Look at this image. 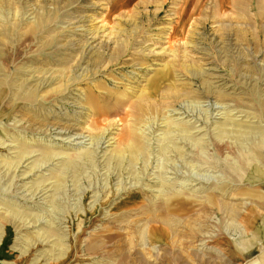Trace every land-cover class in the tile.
I'll list each match as a JSON object with an SVG mask.
<instances>
[{
  "label": "rangeland",
  "instance_id": "1",
  "mask_svg": "<svg viewBox=\"0 0 264 264\" xmlns=\"http://www.w3.org/2000/svg\"><path fill=\"white\" fill-rule=\"evenodd\" d=\"M260 2L0 0V264H242Z\"/></svg>",
  "mask_w": 264,
  "mask_h": 264
},
{
  "label": "crops",
  "instance_id": "2",
  "mask_svg": "<svg viewBox=\"0 0 264 264\" xmlns=\"http://www.w3.org/2000/svg\"><path fill=\"white\" fill-rule=\"evenodd\" d=\"M264 2H260L259 6V17H264V15H261V12L263 10ZM262 23L258 24L257 27L262 26ZM254 173L260 174V169L258 171H255ZM263 174H260L262 176ZM245 177H243L244 179ZM235 211V209H234ZM236 213L238 216H242L243 214L240 212V210H237ZM236 214V215H237ZM262 212L256 210L254 212H247L245 215V218L247 220L248 228L251 229V236H244L241 239L240 249L242 251V264H264V225L263 222H261V225L256 226L259 223L258 219L260 220ZM163 217L165 218L166 223H171L173 227L178 226L175 223V220L167 215L164 214ZM244 217V216H242ZM100 246V245H96ZM111 259V257H110Z\"/></svg>",
  "mask_w": 264,
  "mask_h": 264
},
{
  "label": "bare ground",
  "instance_id": "3",
  "mask_svg": "<svg viewBox=\"0 0 264 264\" xmlns=\"http://www.w3.org/2000/svg\"><path fill=\"white\" fill-rule=\"evenodd\" d=\"M41 21L42 22H44L42 19H41ZM45 23V22H44ZM39 25H42V23L40 22V24L39 23H37L36 24V28H38V27H40ZM241 27V26H240ZM231 28H232V26H231ZM234 28H236V27H234ZM245 30V29H244ZM244 30H243V28L241 27V28H238V31L240 32V33H242L241 35H243V37H244ZM246 37V36H245ZM120 59V58H119ZM165 77H167V76H165ZM161 81H162V78L160 77L159 78ZM163 83V82H162ZM158 84V82H153V84H152V86H154V85H157ZM145 97V96H144ZM143 104V103H142ZM144 106H146V104L144 105ZM144 106H143V108H144ZM156 106H158V105H156ZM261 106V105H260ZM148 107L150 108V109H152V110H155L154 109V104H151V105H148ZM147 107V108H148ZM140 110V109H139ZM146 110V109H145ZM150 111V110H149ZM148 113V112H147ZM150 114V113H149ZM148 114V115H149ZM139 147H140V145H138V146H135V147H130L131 148V150H132V153H136L137 152V150L139 149Z\"/></svg>",
  "mask_w": 264,
  "mask_h": 264
}]
</instances>
